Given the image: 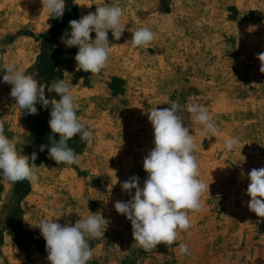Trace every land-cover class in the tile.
Listing matches in <instances>:
<instances>
[{"label": "rangeland", "instance_id": "1", "mask_svg": "<svg viewBox=\"0 0 264 264\" xmlns=\"http://www.w3.org/2000/svg\"><path fill=\"white\" fill-rule=\"evenodd\" d=\"M65 0L62 18L50 17L41 0H0V63H15L50 87L55 79L72 83L81 121L93 127L90 143L69 141L77 165L49 158L51 105L38 113L21 110L0 70V121L5 134L25 155L37 153L38 179L11 183L0 177V264H49L41 219L75 224L91 213L109 223L104 238L89 240L88 264H264V218L247 207V173L264 167V0ZM107 3L123 9L126 30L116 41L108 33L110 57L101 73L76 71L78 48L62 42L69 21ZM148 27L156 39L131 45L132 32ZM95 39V33H91ZM46 97L59 100L45 89ZM194 135L200 180L209 185L202 210L189 212L190 227L172 245L145 251L132 237L131 222L116 212L117 200L131 197L121 184L138 176L154 148L151 108L170 107ZM190 102L204 106L220 135H201L202 125L187 112ZM238 137L228 151L224 142ZM59 139V135H56ZM134 194V190H133ZM188 246V254L179 245Z\"/></svg>", "mask_w": 264, "mask_h": 264}, {"label": "clouds", "instance_id": "2", "mask_svg": "<svg viewBox=\"0 0 264 264\" xmlns=\"http://www.w3.org/2000/svg\"><path fill=\"white\" fill-rule=\"evenodd\" d=\"M41 2L43 8L50 11V17H63L65 0ZM74 3L92 7L76 0ZM122 16L123 9L119 5L103 3L96 5L94 12L69 21L71 31H66L61 39L67 47L78 48L74 57L76 71L97 75L107 67L112 47L108 33L111 31L116 41L121 39L126 30V24L121 22ZM93 32L95 39L91 37ZM156 38V33L150 28L140 27L132 32L130 41L133 48L144 47ZM257 58L261 62L260 71L264 73V53ZM0 70L3 71V82L12 86L10 96L21 110L35 115L38 113V103L45 109L51 105L48 121L50 144L40 145V151L47 148L49 158L56 164L78 166L80 156L69 146V141L79 136L81 143H90L94 140L95 132L77 114L72 83L55 79L48 87L15 63H0ZM46 87L48 92L56 93L59 100L46 97ZM185 108L202 125L201 135H220L217 124L204 106L190 102ZM179 110L180 105L176 101H172L170 107L149 110L154 148L143 160L147 178L143 187L135 175L124 181L121 188L131 199L127 202L117 200L114 204L116 212L131 222L132 237L145 251L156 249L159 244L168 246L175 243L178 233L190 227L189 212L201 211V197L205 191L209 193L210 184L198 178L200 172L194 155L195 137L189 134V127L184 125ZM239 142L238 137H228L224 148L231 151ZM36 159V152L30 156L22 154L17 144L5 134V125L0 121V177L11 183L35 182L38 179ZM247 177L250 181L246 190L250 197L247 207L257 217L264 218V167L253 168ZM56 220L41 219L33 225L39 228L46 242L49 264H88L93 257L89 240L104 238L109 221L101 213L90 211L86 218H80L74 225H61ZM179 252L188 254V246L181 243Z\"/></svg>", "mask_w": 264, "mask_h": 264}]
</instances>
